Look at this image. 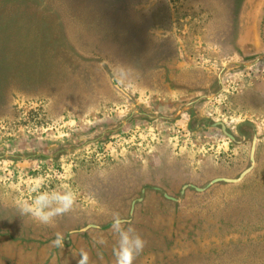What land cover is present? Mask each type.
<instances>
[{"label":"rangeland","instance_id":"rangeland-1","mask_svg":"<svg viewBox=\"0 0 264 264\" xmlns=\"http://www.w3.org/2000/svg\"><path fill=\"white\" fill-rule=\"evenodd\" d=\"M262 54L264 0H0V264H115L117 213L134 264H264Z\"/></svg>","mask_w":264,"mask_h":264},{"label":"clouds","instance_id":"clouds-1","mask_svg":"<svg viewBox=\"0 0 264 264\" xmlns=\"http://www.w3.org/2000/svg\"><path fill=\"white\" fill-rule=\"evenodd\" d=\"M33 196L31 200H24L18 203L17 208L21 215L31 217L35 222L52 226L58 216L69 212L74 203L75 196L71 191H41L40 188L31 189ZM126 218L121 217L118 213L114 214L111 228L118 237L117 246L113 248L115 264H134L138 255H140L145 246L146 240L129 225ZM63 237L57 233V238L53 241L56 246H62ZM86 254L81 253V260L78 264H85Z\"/></svg>","mask_w":264,"mask_h":264},{"label":"water","instance_id":"water-1","mask_svg":"<svg viewBox=\"0 0 264 264\" xmlns=\"http://www.w3.org/2000/svg\"><path fill=\"white\" fill-rule=\"evenodd\" d=\"M263 55H264V54H262V55H258V56H257L258 59H257L256 61H254V62H257V61H259L260 59H262V58L264 57ZM231 64H236V62H232V63H229V64L225 65L223 71H225L226 69H228V67H229ZM246 67H247V66H246Z\"/></svg>","mask_w":264,"mask_h":264}]
</instances>
